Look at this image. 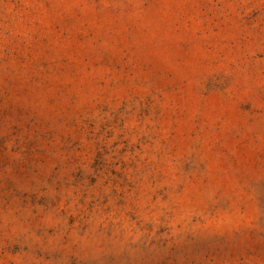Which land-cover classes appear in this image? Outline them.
Returning <instances> with one entry per match:
<instances>
[{
    "label": "rangeland",
    "instance_id": "374dc122",
    "mask_svg": "<svg viewBox=\"0 0 264 264\" xmlns=\"http://www.w3.org/2000/svg\"><path fill=\"white\" fill-rule=\"evenodd\" d=\"M0 264H264V0H0Z\"/></svg>",
    "mask_w": 264,
    "mask_h": 264
}]
</instances>
